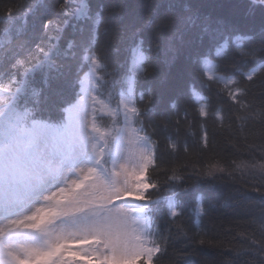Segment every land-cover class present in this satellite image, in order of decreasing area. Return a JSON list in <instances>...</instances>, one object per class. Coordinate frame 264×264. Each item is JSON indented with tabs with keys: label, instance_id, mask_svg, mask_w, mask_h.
I'll return each instance as SVG.
<instances>
[{
	"label": "snow or ice",
	"instance_id": "1",
	"mask_svg": "<svg viewBox=\"0 0 264 264\" xmlns=\"http://www.w3.org/2000/svg\"><path fill=\"white\" fill-rule=\"evenodd\" d=\"M35 7H25L19 26L12 8L0 18V264H159L165 248L153 217L162 203L168 216H181L175 193L188 189L175 170L167 178L171 187L151 174L157 167L156 145L140 121L155 103L151 88L139 91L151 60L146 34L167 40L172 61L180 46L190 48L191 42L179 33L171 6L163 16L152 13L131 31L129 74L105 79L107 64L95 50L106 26L105 8L93 13L89 0H53L52 14L43 6L37 17L46 43H36L25 54L23 44L11 45L24 34ZM70 19L91 24L79 59L72 40L60 46L61 23L66 26ZM212 40L211 56L189 52L193 75L210 93L220 85L215 94L222 101L226 95L238 110L250 109L247 85L264 73V42L255 44L251 34ZM250 61L257 66L249 68ZM58 79L71 90L70 98L53 88ZM192 92L197 94L195 87ZM145 96L149 107L142 111L137 105ZM198 114L221 122L225 118L210 97ZM258 115L264 122V110ZM203 140L206 146V132ZM237 167L258 169L264 176V163ZM224 171L212 164L201 174L214 178ZM162 188L173 195H164ZM195 211L197 216L205 212L199 197ZM258 247L264 252V243Z\"/></svg>",
	"mask_w": 264,
	"mask_h": 264
},
{
	"label": "trees",
	"instance_id": "2",
	"mask_svg": "<svg viewBox=\"0 0 264 264\" xmlns=\"http://www.w3.org/2000/svg\"><path fill=\"white\" fill-rule=\"evenodd\" d=\"M89 3L93 13L100 6L105 8L106 26L100 30L95 45L96 52L107 64L105 79L127 74L134 43L129 38L131 31L152 13L163 16L171 6L170 14L175 18L179 33L186 42H191L190 48L187 44L180 46L172 61L173 53L168 50L167 40L146 34L145 49L151 60L149 75L140 79L139 91L151 88L155 103L140 121L156 145L157 167L151 174L165 187H171L167 178L175 170L188 189L186 192L177 189L175 193L176 199L181 201V216H168L166 203H162L161 210L153 217V227L165 248L159 264H264V252L258 247L264 243V176L258 169L237 167L245 163H264V122L258 115L264 110V73H259L254 82L247 85L246 102L252 107L238 110L226 95L223 101L216 96L215 90L220 85L213 86L211 93L206 87L202 88L187 59L190 51L211 56L212 37L222 42V38L233 34H251L255 44L264 42L261 32L264 4L252 0H89ZM29 4L39 7L28 16L24 34L14 38L11 45L23 44L25 54L29 47L34 49L35 44L43 40L37 17L42 15L43 6H49L48 15L52 14L53 0H0V18L6 9L12 8L18 26ZM61 28L60 46L66 47L67 41L72 40L79 59L81 46L89 38L90 22L70 19L66 26L61 23ZM177 44L179 46L178 41ZM57 63L63 61L58 59ZM71 63L75 71L77 60ZM256 66L249 62V68ZM41 76L42 73L37 74L38 81ZM193 87L197 94H193ZM53 88L66 98L71 97V90L63 86L62 80L53 81ZM102 91L106 92V88ZM209 97L214 107L223 109L222 122L199 116L198 108L207 104ZM137 106L142 111L149 107L147 96L143 104ZM140 126V122L135 125ZM172 144L177 145L175 150ZM212 164L225 171L216 172L214 178L202 175ZM162 193L173 195L163 188ZM198 197L205 209L199 216L195 211Z\"/></svg>",
	"mask_w": 264,
	"mask_h": 264
},
{
	"label": "rangeland",
	"instance_id": "3",
	"mask_svg": "<svg viewBox=\"0 0 264 264\" xmlns=\"http://www.w3.org/2000/svg\"><path fill=\"white\" fill-rule=\"evenodd\" d=\"M131 64H132V52H131V58H130V61H129V64H128V72H127V74H129V72H130ZM127 74H126V75H127ZM196 99L199 100L200 97H198V98L196 97ZM131 147L134 148L135 146L133 145V146H131Z\"/></svg>",
	"mask_w": 264,
	"mask_h": 264
}]
</instances>
